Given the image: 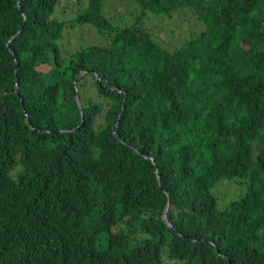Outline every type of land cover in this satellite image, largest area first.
I'll return each instance as SVG.
<instances>
[{
	"label": "trees",
	"instance_id": "trees-1",
	"mask_svg": "<svg viewBox=\"0 0 264 264\" xmlns=\"http://www.w3.org/2000/svg\"><path fill=\"white\" fill-rule=\"evenodd\" d=\"M71 1L105 42L64 58L59 0H0V264H264V0Z\"/></svg>",
	"mask_w": 264,
	"mask_h": 264
},
{
	"label": "rangeland",
	"instance_id": "rangeland-1",
	"mask_svg": "<svg viewBox=\"0 0 264 264\" xmlns=\"http://www.w3.org/2000/svg\"><path fill=\"white\" fill-rule=\"evenodd\" d=\"M108 1L110 3L106 4ZM103 6L104 11L106 7V16L117 27L133 23L140 13L138 6L132 0H107L103 3ZM183 9L187 10L186 8ZM80 10V6H77L71 0H59L57 5L55 17L66 22V27L58 41L61 54L64 58L68 57L72 51L81 47L98 41L100 43L105 42V35L98 33V36L97 30L93 26L76 24L74 22L73 19ZM184 10H176L172 17L167 19H160L149 12L145 15L149 16V20L151 21H163L161 25H154L152 33L170 51L177 47L179 48L180 43L187 38L192 29H198V26L195 25V17ZM239 181L243 183V180ZM227 182L235 183L234 180H220L212 190L219 208H224L231 199L236 198L244 192V183L243 187L238 184H234L237 186H228L226 185Z\"/></svg>",
	"mask_w": 264,
	"mask_h": 264
},
{
	"label": "water",
	"instance_id": "water-1",
	"mask_svg": "<svg viewBox=\"0 0 264 264\" xmlns=\"http://www.w3.org/2000/svg\"><path fill=\"white\" fill-rule=\"evenodd\" d=\"M18 32H19V31H18ZM96 81L99 83V77H96ZM16 92H18V87L16 88ZM74 95H75L76 102L78 103V107H79V109H80V112H81V104H80V102H79V99H78L76 93H75ZM81 117H83L82 112H81ZM115 128H116V124L113 126L112 131H115ZM162 219H163V221H164L166 224H168V225L170 226V224H169V222H168V220H167V217H166V209L163 211ZM170 227H171V226H170Z\"/></svg>",
	"mask_w": 264,
	"mask_h": 264
},
{
	"label": "clouds",
	"instance_id": "clouds-1",
	"mask_svg": "<svg viewBox=\"0 0 264 264\" xmlns=\"http://www.w3.org/2000/svg\"><path fill=\"white\" fill-rule=\"evenodd\" d=\"M18 87V85L16 84V88ZM17 94H19V92H17ZM170 224V223H169ZM171 226V225H170ZM172 227V226H171Z\"/></svg>",
	"mask_w": 264,
	"mask_h": 264
}]
</instances>
